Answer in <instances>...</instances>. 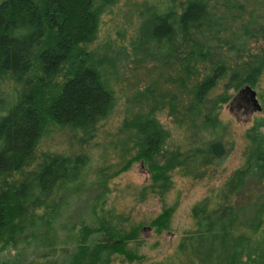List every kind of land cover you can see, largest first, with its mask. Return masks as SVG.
I'll list each match as a JSON object with an SVG mask.
<instances>
[{"label": "trees", "instance_id": "trees-1", "mask_svg": "<svg viewBox=\"0 0 264 264\" xmlns=\"http://www.w3.org/2000/svg\"><path fill=\"white\" fill-rule=\"evenodd\" d=\"M218 4L225 8L219 14ZM244 5L240 0L139 2L138 35L130 42L133 53L175 65L172 81L180 80L184 87L192 80L184 105L178 106L174 93L167 99L170 112L178 113L176 121L188 127L185 149L162 150L163 128L150 111L122 119L121 130H133L132 158L146 162L153 182L158 180L150 184L151 191L155 185L160 193L168 187L167 171L174 166L194 168L225 155L224 125L216 108L227 98V88L255 85L264 70V0H255L246 18ZM99 10L94 0H0V251L35 236L42 214H51L60 193L77 189L89 172V155L82 151L43 153L32 168H23L34 158L44 120L83 146L109 111L113 96L102 73L112 59L93 57L84 47L95 35ZM258 39L263 42L248 47ZM223 78L222 91L207 98ZM251 140L244 167L226 179L219 200L210 205L203 197L191 206L193 228L176 246L194 257L201 253L198 263L191 264H239L241 255L246 256L241 264H264V144L255 135ZM161 155L163 163L158 164ZM252 170L256 176L250 180L246 177ZM251 188L252 215L240 222L234 193ZM170 211L163 207L150 223L165 227ZM136 228L123 232L103 219L91 226L83 223L73 237V249L58 264H105L112 252L129 257L125 243L137 234Z\"/></svg>", "mask_w": 264, "mask_h": 264}, {"label": "rangeland", "instance_id": "rangeland-1", "mask_svg": "<svg viewBox=\"0 0 264 264\" xmlns=\"http://www.w3.org/2000/svg\"><path fill=\"white\" fill-rule=\"evenodd\" d=\"M140 1L114 0L100 7L99 0H94V5L100 9L96 31L84 47L93 57L105 55L112 59L111 65L102 73L113 96L109 111L99 121L93 139L83 146L62 127L44 120L34 158L23 168H32L43 153L73 155L82 151L89 155V172L77 189L60 193V197L54 200L51 214H42L35 236L27 241L19 240L16 246H7L0 251V264H58L65 252L73 249V237L80 225H95L99 219L107 220L123 232L137 225V234L125 243L129 257L112 252L105 264H191L193 260L198 263L200 252L195 258L187 251L176 250L182 235L193 228L191 206L203 197L208 198L210 205L219 200L226 179L236 169L244 167L254 145L251 137H261L264 144L263 70L255 85L244 82L235 88H227V98L216 108L217 117L224 125L225 155L213 163L194 168L174 166L167 171L168 187L161 193L157 185L153 187L155 191L150 190V184L158 180L153 182L146 162L132 158L135 151L133 130H121L122 119L138 111H150L163 128L162 150L185 149L189 143L188 127L184 122L179 124L176 121L178 113L170 112L167 99L174 93L178 106L184 105L189 98L192 80L186 81L184 87V82L172 81L173 75L177 74L175 65L141 59L140 52L133 53L130 42L138 35L136 14ZM240 1L245 3L246 11L242 16L246 18L255 0ZM221 10L225 8L218 4V14ZM261 42V39L250 41L248 47L254 49ZM118 50L123 52L117 53ZM197 69H201V63ZM201 76L197 75L198 78ZM224 81V78L218 81L206 97L222 91ZM245 84L255 91L260 109L254 108L247 91H240ZM157 159L158 164L163 163L162 155ZM255 176L252 170L246 178L251 180ZM246 182L252 185V182ZM251 191L252 188L242 193L240 189L234 193V199L240 204V222L252 215L254 194ZM163 207H170L171 211L167 225L157 229L150 221ZM100 236L103 238L104 235ZM90 238L87 237V241ZM254 238L258 241L260 233L256 232ZM245 257L240 256L239 264Z\"/></svg>", "mask_w": 264, "mask_h": 264}, {"label": "water", "instance_id": "water-1", "mask_svg": "<svg viewBox=\"0 0 264 264\" xmlns=\"http://www.w3.org/2000/svg\"><path fill=\"white\" fill-rule=\"evenodd\" d=\"M240 91H247L249 94V99L251 101V103L253 104L255 109H260L259 104L257 103L256 97H255V91L248 85L245 84Z\"/></svg>", "mask_w": 264, "mask_h": 264}]
</instances>
